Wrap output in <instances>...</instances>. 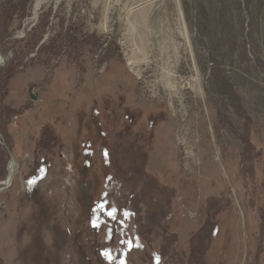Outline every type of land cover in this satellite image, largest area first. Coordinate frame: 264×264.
Wrapping results in <instances>:
<instances>
[{
  "label": "rangeland",
  "instance_id": "rangeland-1",
  "mask_svg": "<svg viewBox=\"0 0 264 264\" xmlns=\"http://www.w3.org/2000/svg\"><path fill=\"white\" fill-rule=\"evenodd\" d=\"M37 1L0 0V262L264 264V0Z\"/></svg>",
  "mask_w": 264,
  "mask_h": 264
},
{
  "label": "trees",
  "instance_id": "trees-1",
  "mask_svg": "<svg viewBox=\"0 0 264 264\" xmlns=\"http://www.w3.org/2000/svg\"><path fill=\"white\" fill-rule=\"evenodd\" d=\"M41 50L44 51V45H42L39 48L40 52H41ZM47 53H50V52H47ZM26 56H27V54H26V51L24 49L18 50L13 62L11 63V65L5 69L0 70V89L2 87L9 86V85L13 84V82L19 77V75H20L19 68L25 67L24 61L27 58ZM45 63H46L47 67H51L53 64L52 58L48 57V59L46 60ZM6 98H7V96H6ZM30 104L31 103L26 105V108H29L31 106ZM5 106L6 105H4V112H5V115L7 116L6 125H8V123L10 121L9 119L11 117L17 116V114H22V113L17 112L15 110L11 109L10 107H5ZM1 133L4 135L5 138H6V136H8L4 131L3 132L1 131ZM0 264H2V263L0 262Z\"/></svg>",
  "mask_w": 264,
  "mask_h": 264
},
{
  "label": "bare ground",
  "instance_id": "bare-ground-1",
  "mask_svg": "<svg viewBox=\"0 0 264 264\" xmlns=\"http://www.w3.org/2000/svg\"><path fill=\"white\" fill-rule=\"evenodd\" d=\"M37 2L38 3H36L37 4L36 5V10L39 8L41 1L39 0ZM4 61H5V57L3 56L2 52H1V46H0V63H2ZM18 169H19L18 163L15 160L11 161V163L9 165V174H8V181H7V183H10L15 178Z\"/></svg>",
  "mask_w": 264,
  "mask_h": 264
},
{
  "label": "water",
  "instance_id": "water-1",
  "mask_svg": "<svg viewBox=\"0 0 264 264\" xmlns=\"http://www.w3.org/2000/svg\"><path fill=\"white\" fill-rule=\"evenodd\" d=\"M30 96H31L32 101H35L37 99V96L33 92L30 94ZM0 140H1L2 144L5 146L4 139H3L1 134H0ZM9 154H10L11 161L15 160L12 153L9 152ZM11 161H10V163H11ZM7 181H8V176L4 182L0 183V185L2 186L0 188V193L4 192L5 190H7L8 188L11 187L13 180L10 183H7Z\"/></svg>",
  "mask_w": 264,
  "mask_h": 264
}]
</instances>
